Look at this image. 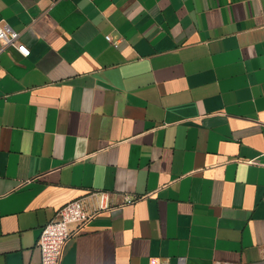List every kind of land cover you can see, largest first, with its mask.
<instances>
[{
	"label": "crops",
	"instance_id": "1",
	"mask_svg": "<svg viewBox=\"0 0 264 264\" xmlns=\"http://www.w3.org/2000/svg\"><path fill=\"white\" fill-rule=\"evenodd\" d=\"M2 21L31 54L0 56V264H42L43 227L96 191L117 208L62 264H264V0H0Z\"/></svg>",
	"mask_w": 264,
	"mask_h": 264
},
{
	"label": "built area",
	"instance_id": "2",
	"mask_svg": "<svg viewBox=\"0 0 264 264\" xmlns=\"http://www.w3.org/2000/svg\"><path fill=\"white\" fill-rule=\"evenodd\" d=\"M107 39L112 41L111 36H107ZM10 48L17 49L25 57L31 54L30 48L21 41L20 32L2 21L0 22V56ZM91 199L95 200V204H90ZM125 201L132 202L133 199L127 196ZM116 208L117 206L112 205L109 194L103 191L92 192L62 207L56 217L43 227L40 234L38 246L42 255V264H62L70 240L83 233L98 216L112 212ZM150 264H170V260L157 258ZM177 264H187L186 259L178 258Z\"/></svg>",
	"mask_w": 264,
	"mask_h": 264
}]
</instances>
